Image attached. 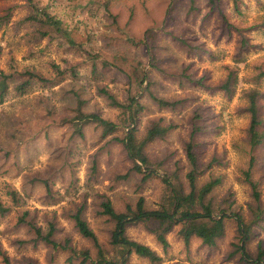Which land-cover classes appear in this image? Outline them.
Here are the masks:
<instances>
[{"label":"rangeland","instance_id":"obj_1","mask_svg":"<svg viewBox=\"0 0 264 264\" xmlns=\"http://www.w3.org/2000/svg\"><path fill=\"white\" fill-rule=\"evenodd\" d=\"M238 4L236 9L232 0H194L193 7L190 0H0V70L10 76L0 97V201L8 207L0 215V247L8 263L0 255V264H80L83 250L88 251L84 264H91L96 248L71 217L79 206L106 258L121 263L110 241L115 221L99 213L100 203L108 198L123 212L143 197L147 209L173 210L172 189L188 191L185 143L195 115L201 126L193 137L198 160L213 162L197 185L221 177L209 199L216 209L211 217L226 216L223 236L215 246L195 235L186 244L178 216L165 252L144 222L128 224L125 236L157 251L160 264H264L255 256L264 230L243 236L234 213L220 211L236 208L249 217L253 199L243 172L251 155V175L260 182L264 203V144L249 145L245 110L246 92L257 89L264 130V0ZM36 10L60 19L72 43L50 24L28 20ZM229 71L236 76L230 96L219 87ZM26 79L27 89L19 93L15 85ZM101 87L121 103L134 97L142 104L137 140L160 117L174 125L164 139L146 145L153 170L146 180L144 172L131 170L124 144L113 139L125 137L128 114L110 105ZM151 94L178 103L161 108ZM77 98L84 112L115 122V131L102 138L100 128L87 123L83 135L76 134ZM24 212L25 221L44 233L54 223L52 238L68 241V247L37 239L20 220ZM243 245L248 257L236 249ZM124 264L150 263L131 253Z\"/></svg>","mask_w":264,"mask_h":264},{"label":"trees","instance_id":"obj_2","mask_svg":"<svg viewBox=\"0 0 264 264\" xmlns=\"http://www.w3.org/2000/svg\"><path fill=\"white\" fill-rule=\"evenodd\" d=\"M235 8L237 9L239 0H232ZM212 4L214 0H209ZM191 7H193L194 0H190ZM28 20L41 21L53 26L58 32L60 31L68 42L72 43L71 38L62 26L60 19L49 15L47 12H36L27 17ZM264 23V21H263ZM264 75V71L261 72L260 76ZM36 79L41 81H46V79L41 76L32 74ZM10 76L6 74L3 70H0V97H3L8 82L7 79ZM147 78L145 75L138 78V84L141 85L144 79ZM149 83V80H148ZM28 80H24L15 85V90L19 93H24L27 89ZM236 84V76L233 71H229L225 80L219 84V87L229 96L232 95L233 87ZM100 94L108 99L109 104L112 106H117L122 108L125 113L128 114V119L130 125L128 126L127 133L124 138H118L113 136V139L121 141L129 158L132 160L131 170L143 173V180H146L153 175V170L149 167V158L145 152L146 145L154 141L155 139H164L174 125L172 123L164 124L162 123L163 118L160 117L157 120H153L147 126L144 136L141 139L135 136V127L137 119H139V112L143 109L142 104L137 101L134 97L130 98L129 103L119 102L115 96L105 87L99 88ZM260 92L255 88H250L246 92L247 104L245 110L248 112L250 120L247 127V136L249 139V145L251 148L258 147L264 144V130L261 129V124L263 120L259 116L258 110V96ZM153 100H155L159 107H172L174 108L178 103V100H168L163 97H157L151 94ZM76 113L73 116V125L75 126L74 132L80 136L82 133V126L87 123H93L95 126L100 128L101 137H106L112 134L116 129V123L104 118L97 112H84L81 107L83 101L79 98L76 99ZM181 101V100H180ZM199 117L195 115L192 123V129L189 134V139L185 143V156L188 162L187 171L185 173V179L188 187V191H183L182 188L172 189V199H173V210L170 209H147L144 206L143 197H139L134 207L128 206L125 211L118 212L114 209L111 201L105 198L100 203V214L107 216L108 218L115 221L114 228L111 233V243L120 252L121 263L111 259L106 258L104 251L95 235L93 230L89 227L87 221L83 217V206H79L76 211L71 215L74 226L77 232L84 238L89 239L94 247L96 248L97 258L91 264H124L129 254L134 253L139 257L145 258L150 264H160L162 261V256L143 243L135 240L128 239L125 236V228L128 224L136 222H144L147 224L149 230L154 234L157 242L161 245L163 251L165 252L169 247V242L167 240V233L171 231L173 225H175V217L178 216L179 220H184V226L179 230L184 242L187 244L191 236L195 235L201 239V241L208 246H215L218 238L222 237L224 234L225 215H221L218 218H212V214L216 211L211 200L209 199L210 193L213 189L221 183V177H210L200 186L197 185L198 178L208 170L212 165V160L206 164H202L198 160V155L196 152V142L193 137L201 129L198 123ZM255 158L253 155L250 156L249 164L246 170H244V179L250 186L251 196L253 202L248 204V215L249 217L245 219V216L239 212L236 208L221 207L220 211L230 210L236 216L239 226V233L243 236L251 237L256 234V228H260L261 231L264 230V203L261 198L260 182L254 180L251 175V171L254 165ZM92 170L95 167L92 166ZM144 169V171H143ZM129 171L121 175L123 178L127 177ZM47 183L46 180H42ZM167 182L166 179H164ZM8 211V207L2 205L0 201V215H3ZM24 212L23 216L20 218L21 221H25ZM30 225L31 229L34 231L36 238L45 241L46 243L52 245L54 248L66 249L67 242L60 244L52 238L53 232L55 230L54 223L49 225L47 232H43L41 228L32 222H26ZM244 238V237H243ZM237 251H241L244 257H248L243 246H237ZM75 253V250L70 249ZM83 255L80 264H84L88 260V251L83 250L80 252ZM124 253H128L124 255ZM0 255L3 257L6 263L7 259L3 255L0 247ZM256 259L264 261V242L259 241L257 244ZM72 257L68 258V262L71 263Z\"/></svg>","mask_w":264,"mask_h":264}]
</instances>
